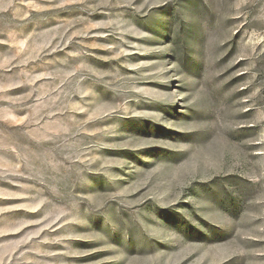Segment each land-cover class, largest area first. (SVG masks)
Masks as SVG:
<instances>
[{
    "label": "rangeland",
    "instance_id": "374dc122",
    "mask_svg": "<svg viewBox=\"0 0 264 264\" xmlns=\"http://www.w3.org/2000/svg\"><path fill=\"white\" fill-rule=\"evenodd\" d=\"M0 264H264V0H0Z\"/></svg>",
    "mask_w": 264,
    "mask_h": 264
}]
</instances>
